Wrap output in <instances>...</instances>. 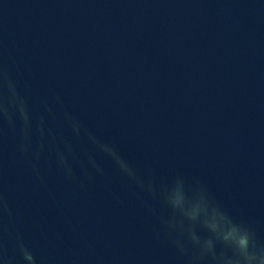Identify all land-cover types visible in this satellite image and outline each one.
Wrapping results in <instances>:
<instances>
[{"label":"water","instance_id":"obj_1","mask_svg":"<svg viewBox=\"0 0 264 264\" xmlns=\"http://www.w3.org/2000/svg\"><path fill=\"white\" fill-rule=\"evenodd\" d=\"M237 228L264 243V0H0V264H215Z\"/></svg>","mask_w":264,"mask_h":264},{"label":"clouds","instance_id":"obj_2","mask_svg":"<svg viewBox=\"0 0 264 264\" xmlns=\"http://www.w3.org/2000/svg\"><path fill=\"white\" fill-rule=\"evenodd\" d=\"M208 212L210 215L211 206H209ZM219 238L223 239V236ZM229 244L234 249L233 255H221L215 251L214 245L210 244L204 245L200 249L199 259L211 256L215 264H230L234 260H239L240 264H264V243L259 242L244 229L237 228L235 236L229 239Z\"/></svg>","mask_w":264,"mask_h":264}]
</instances>
